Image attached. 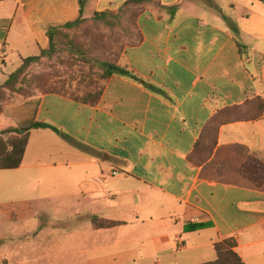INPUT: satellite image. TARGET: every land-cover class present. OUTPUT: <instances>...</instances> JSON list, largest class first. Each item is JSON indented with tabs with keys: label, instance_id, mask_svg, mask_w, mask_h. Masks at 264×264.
Masks as SVG:
<instances>
[{
	"label": "crops",
	"instance_id": "0c3cea01",
	"mask_svg": "<svg viewBox=\"0 0 264 264\" xmlns=\"http://www.w3.org/2000/svg\"><path fill=\"white\" fill-rule=\"evenodd\" d=\"M127 1H0V77L48 49L50 27ZM136 25L142 43L123 57L141 83L112 77L96 106L37 97L32 120L59 133L32 130L21 166L0 170V264H140V245L167 264H204L229 238L245 264H264V182L241 174L250 159L264 165V116L221 125L211 157L192 160L212 119L264 99V3L150 0ZM15 192L48 193L51 209ZM23 204L34 218L18 228Z\"/></svg>",
	"mask_w": 264,
	"mask_h": 264
},
{
	"label": "rangeland",
	"instance_id": "374dc122",
	"mask_svg": "<svg viewBox=\"0 0 264 264\" xmlns=\"http://www.w3.org/2000/svg\"><path fill=\"white\" fill-rule=\"evenodd\" d=\"M211 9L215 11L213 8ZM113 13L118 16L116 22L111 19V22L116 24L115 26L102 23L96 24L89 19L90 21L82 28L66 31L67 38L58 37L59 51L53 58L43 59L39 64L30 67L21 83L18 84L16 92L8 90L0 92V129L32 120L33 107L37 97L42 92L59 89L82 96L88 91H96L95 89L99 87L101 80V70L96 62L98 60H117L126 47L135 40L134 18L121 12V9L113 11ZM224 13L226 14L227 10H224ZM69 41L73 42L75 49L73 46L63 44ZM16 70L17 67L9 64L6 73L0 77V84H4L9 78L8 76ZM6 173L8 172L0 171V185L5 176L8 175ZM47 194L42 192H15L13 200L38 197L41 204H43V210L48 211L51 208L50 200L46 199L49 196ZM5 196L2 195L0 198L5 199ZM69 203L66 199L63 201L62 209L64 211L70 212L73 210L72 207H67ZM21 206L23 207L21 212L25 213L29 219L22 220L21 224H16L18 228L31 223L34 218V216L27 213L25 204ZM7 209L6 206H2L0 209L1 217L7 216ZM64 223L67 224V221H64ZM58 226L62 228L64 225ZM138 258L140 264H167L166 257L147 252L142 249V245L139 247ZM30 264L36 263L33 261ZM46 264H50V262Z\"/></svg>",
	"mask_w": 264,
	"mask_h": 264
},
{
	"label": "trees",
	"instance_id": "16d2710c",
	"mask_svg": "<svg viewBox=\"0 0 264 264\" xmlns=\"http://www.w3.org/2000/svg\"><path fill=\"white\" fill-rule=\"evenodd\" d=\"M259 1L264 3V0ZM149 2L150 0H128L120 8L121 12L126 15L132 16L135 22V40H133V42H131V44L127 47L138 46L142 43L143 38L141 33L137 29L136 22L139 14L142 12L145 5ZM169 10H172L174 14L176 9L170 8ZM111 19H114L116 22L118 16H116L113 11H104L101 13H95L91 21L96 24L102 23L105 25L115 26L116 24L112 23ZM89 21V19L83 17V10H81L78 19L60 26L50 27L47 32L50 42L48 49L42 50L40 55L38 56L23 59L22 65L9 76L4 84H0V92L2 90L16 92L18 84L21 83L24 76L26 75L27 70L30 67L35 64H39L43 59H51L57 54V52L59 51V45L57 42L58 37L62 36L63 38H67L68 35L66 31L68 32L80 29ZM231 29L232 31H234V33L238 32L236 26L232 23ZM63 44L73 46V48L75 49V45L72 41ZM238 46L242 55L245 57V47L241 44H238ZM124 62L125 60L123 57V53L118 57L117 60H98L96 62L97 66L101 70V80L99 87L95 89L96 91H88L82 96H79L75 93H70L71 91L52 89L50 91L42 92L41 94L58 93L80 103L96 106L101 99L107 82L112 77L119 76L135 82H142L141 78L137 74H135ZM36 106L37 102L33 107L32 118L34 116ZM223 114H225L226 116L224 119L214 118L211 120L210 124L202 133L198 143L196 144L195 151L192 155V160H194L196 164H202L211 157L214 148L217 145V133L218 128L221 125L231 121L254 120L264 116V99H256L254 102L248 103L243 107L228 109L224 111ZM35 129H52L56 133H59V131L55 127L47 123L34 122V120H30L26 123H21L18 125H12L0 130V170H13L21 166L26 148L29 143L30 132ZM6 136L10 137L7 138ZM86 149L88 148L86 147ZM241 174L250 181L254 176L257 177L258 179L256 180L257 183L255 185L260 186L264 182V165H262L258 160L250 159L241 167ZM91 221L97 228H109L116 225L115 223L102 221L98 217H92ZM236 247L237 242L232 238L216 242L214 244L216 259L204 264H245L242 261L241 257L237 254Z\"/></svg>",
	"mask_w": 264,
	"mask_h": 264
},
{
	"label": "built area",
	"instance_id": "2783aa9c",
	"mask_svg": "<svg viewBox=\"0 0 264 264\" xmlns=\"http://www.w3.org/2000/svg\"><path fill=\"white\" fill-rule=\"evenodd\" d=\"M116 174V173H115Z\"/></svg>",
	"mask_w": 264,
	"mask_h": 264
}]
</instances>
